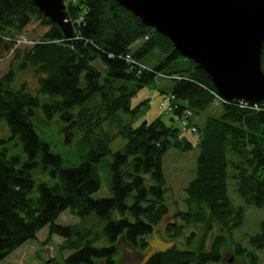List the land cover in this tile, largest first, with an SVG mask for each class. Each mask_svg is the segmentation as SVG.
<instances>
[{
  "label": "trees",
  "instance_id": "obj_1",
  "mask_svg": "<svg viewBox=\"0 0 264 264\" xmlns=\"http://www.w3.org/2000/svg\"><path fill=\"white\" fill-rule=\"evenodd\" d=\"M65 16L73 24L71 39L31 0H0V51L14 48L10 68L0 76V131L4 126L8 133L0 134V261L48 226L49 235L63 238L70 251L54 264H117L120 250L146 254V237L163 225L168 247L136 264L220 262L225 236L243 222V207L228 195L229 178L244 205L264 208V103L246 106L220 98L196 64L113 0L68 2ZM32 22L47 29L14 47ZM261 68L264 72V41ZM24 70L37 75L35 93L14 83ZM145 86L172 96L162 113L177 126L159 116L133 125L149 98L133 106L131 99ZM214 104L218 114H205ZM99 107L106 119L122 116L118 135L125 143L117 151L109 152L112 136L98 130ZM37 111L47 120L75 121L79 148L86 149L78 164L67 165L39 137L33 125ZM203 113L202 122L192 121ZM181 121L188 131L194 128L195 140L180 136ZM170 147L199 150L195 176L184 188L186 210L172 214L161 170ZM104 160L108 195L97 196ZM66 209L77 223L55 222ZM188 226H201L203 233L185 232ZM207 233L212 238L206 250ZM247 243V264H257L264 218ZM234 247L236 256L245 255L237 243Z\"/></svg>",
  "mask_w": 264,
  "mask_h": 264
},
{
  "label": "rangeland",
  "instance_id": "obj_2",
  "mask_svg": "<svg viewBox=\"0 0 264 264\" xmlns=\"http://www.w3.org/2000/svg\"><path fill=\"white\" fill-rule=\"evenodd\" d=\"M63 1L65 6L68 2H76V0ZM46 29L47 27L40 26L38 22H32L24 29L23 33L19 35L14 47L22 48L25 45H28V39L35 41V39L41 36ZM13 49L14 48L10 49L6 54H3L1 48L0 76L4 75L10 68L9 65L13 57ZM14 83L17 87L23 83L28 90L35 93L37 75L31 70L18 72ZM160 96L161 95H159L153 86H145L137 92L136 96L131 99L132 106L145 98L149 99L144 105L140 106L137 116H135L132 120L133 125H138L142 120L150 122L152 119L159 116L166 124H172L174 127L177 126L178 122L176 119L175 121H171L169 119V114L162 113V110L165 109L166 105L161 108L158 107L161 99ZM219 109L220 107H218L217 104H214L205 112V114H218ZM96 111L99 115V119H102L100 121V129H98L99 132L103 131L108 133L107 136H112L107 143L109 152L121 149L125 143V140L118 135V129L121 126L119 119H121L122 116L120 117V115H116L117 119L109 120V118L106 119V114H104L102 107L97 108ZM205 114L203 113L197 118L194 117L192 121L197 123L202 122ZM33 122L34 128L39 137L47 141L50 148L62 157L67 165L78 164L80 153L84 152L86 149L83 148L80 150L79 148V134L77 133L75 121L63 122L58 116H55L51 120H47L41 111H37L36 118L33 119ZM71 122H74V124L71 128H69ZM180 130V136H185L190 140H195V134L188 131V129H183V127L180 126ZM68 133L70 134V140L68 144H65L64 138ZM0 134L5 136L8 135L4 126L1 127ZM198 153L199 150L197 147H193L189 151H180L177 148L170 147L162 157L161 170L165 180V186L169 189L166 198L170 214L176 210H186V194L184 192V188L186 184L195 176L196 157ZM109 160L110 158H107L106 161ZM101 163L102 164L99 166L98 170L101 177V188L95 195L106 196L108 195V188L105 182V160ZM34 177L40 179L45 178V176L37 174H35ZM228 195L233 205L243 207V222L240 226L235 228L230 235L227 234L225 236L226 243L220 252V262H211L210 264H247L248 260L246 258V253L251 250L247 243L248 237L258 233L259 222L264 218V208H255L253 206L244 205L242 199L234 191V182L230 178L228 181ZM55 222L61 225H73L78 222V219L70 214L69 210L66 209L56 218ZM48 230V226H44L37 232L36 240L24 243L15 251L3 258V260L0 261V264H54L55 261L59 262L61 258L68 255L70 251L65 250L66 247L64 246L65 243L63 238L56 235H49ZM190 230L196 231L198 235L203 233L201 226H188L185 232ZM211 238V233H207L205 240L206 250L209 248ZM146 240L148 241L150 247L147 252L148 254L146 253L140 256L137 252L120 250L121 255L119 256L117 264H136L141 261V258L145 255L163 250L169 245V239L164 234L163 225L155 226L153 231L146 237ZM179 240H181L180 237ZM235 243H237L239 247L243 248L245 255L236 256L234 254ZM255 254L258 258L257 264H264V249L255 251Z\"/></svg>",
  "mask_w": 264,
  "mask_h": 264
},
{
  "label": "water",
  "instance_id": "obj_3",
  "mask_svg": "<svg viewBox=\"0 0 264 264\" xmlns=\"http://www.w3.org/2000/svg\"><path fill=\"white\" fill-rule=\"evenodd\" d=\"M31 1L65 39L73 37L63 0ZM113 1L167 38L179 56L196 64L223 100L247 105L264 101V0ZM69 140L68 133L64 143Z\"/></svg>",
  "mask_w": 264,
  "mask_h": 264
},
{
  "label": "built area",
  "instance_id": "obj_4",
  "mask_svg": "<svg viewBox=\"0 0 264 264\" xmlns=\"http://www.w3.org/2000/svg\"><path fill=\"white\" fill-rule=\"evenodd\" d=\"M171 98H172V96L169 94L162 95L161 96V103H160L159 107H163L165 104L167 105L168 103H170ZM186 114H187V116L190 115V113L188 111H186ZM180 126L183 127V129L188 128L187 125L185 124V122H183V121H181ZM190 131H194V128L192 127L190 129Z\"/></svg>",
  "mask_w": 264,
  "mask_h": 264
}]
</instances>
